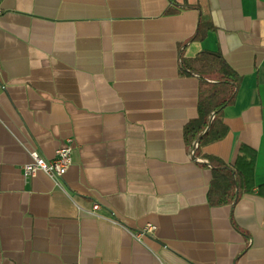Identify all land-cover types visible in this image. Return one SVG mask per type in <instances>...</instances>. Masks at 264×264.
<instances>
[{"label": "crops", "instance_id": "1", "mask_svg": "<svg viewBox=\"0 0 264 264\" xmlns=\"http://www.w3.org/2000/svg\"><path fill=\"white\" fill-rule=\"evenodd\" d=\"M0 8V264H264V0ZM202 49L240 75L228 132L204 147L240 171L233 204H210L211 169L183 138L199 81L180 58ZM68 140L60 183L24 175L31 150L52 159Z\"/></svg>", "mask_w": 264, "mask_h": 264}, {"label": "trees", "instance_id": "2", "mask_svg": "<svg viewBox=\"0 0 264 264\" xmlns=\"http://www.w3.org/2000/svg\"><path fill=\"white\" fill-rule=\"evenodd\" d=\"M210 23L200 21L194 36L203 39ZM180 73L198 77L197 113L183 126V138L193 157L206 160L211 169L207 192L212 205L233 204L242 194L240 171L220 157L208 154L204 147L221 140L228 132L222 119L223 108L232 102L240 75L218 50L202 49L193 57L180 58Z\"/></svg>", "mask_w": 264, "mask_h": 264}, {"label": "built area", "instance_id": "3", "mask_svg": "<svg viewBox=\"0 0 264 264\" xmlns=\"http://www.w3.org/2000/svg\"><path fill=\"white\" fill-rule=\"evenodd\" d=\"M2 10L0 8V14ZM31 161L22 166V172L25 176L34 174L37 171H43L52 177L57 183L61 182L63 175L72 164V146L70 140L55 151V156L52 159H46L37 149L29 152ZM98 205H94L97 209ZM154 226L148 224L142 230L137 232V236H142L145 233H151Z\"/></svg>", "mask_w": 264, "mask_h": 264}]
</instances>
